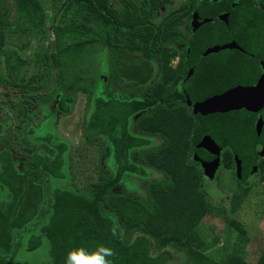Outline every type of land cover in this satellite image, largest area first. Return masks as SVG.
<instances>
[{
	"label": "trees",
	"instance_id": "trees-1",
	"mask_svg": "<svg viewBox=\"0 0 264 264\" xmlns=\"http://www.w3.org/2000/svg\"><path fill=\"white\" fill-rule=\"evenodd\" d=\"M59 1L63 10L58 16L57 0H0V89L7 91L12 113L0 118V264H29L17 260V253H36L42 246L47 264H65L70 251L83 247L91 252L98 245L116 251L110 258L114 264H175L178 253L182 264H264V244L248 261L246 230L228 218L249 196V186L239 183L227 208L213 204L200 163L193 160L194 153L206 152L200 141L207 134L224 148V169L235 168L234 155L240 161V182L247 181L255 165L264 178L252 114L206 116L192 107L210 91L198 79H188V67L204 63L205 50L235 39L229 34L236 28L229 23L216 34L204 21L199 41H185L194 0L174 10L168 8L175 0ZM260 24L256 17L254 25L237 27L257 37L263 32L257 30ZM14 34L37 39L30 54L41 72L36 87L28 88L31 80L19 74L25 60L18 56L14 63L5 54ZM246 38L243 43L237 39L239 46L234 43L232 49H248L251 37ZM93 53L96 74L88 63ZM176 57L180 61L173 66ZM236 73L245 79L239 69ZM50 84L56 88L40 100L52 101L60 115L71 114L78 93L92 99L81 134L97 153L86 162L93 164L94 176L82 186L71 146L42 122L30 123L34 93L15 104L9 93H37ZM124 177L137 180L145 192H131ZM216 215L235 231L234 241L225 238L219 245L218 236L207 240L200 233L204 218ZM213 247L217 258L208 254Z\"/></svg>",
	"mask_w": 264,
	"mask_h": 264
},
{
	"label": "rangeland",
	"instance_id": "rangeland-1",
	"mask_svg": "<svg viewBox=\"0 0 264 264\" xmlns=\"http://www.w3.org/2000/svg\"><path fill=\"white\" fill-rule=\"evenodd\" d=\"M183 2L184 0H175L168 9L174 10L178 8ZM56 4L57 6L55 7V11L59 16V14H62L63 10L61 7V1L57 0ZM10 17L12 18V15ZM44 43V41L41 42L42 45H44ZM37 44V39L34 37L26 41L22 39L19 34H14L9 37L8 47L5 51L6 56H10L12 58L11 61L14 63H18V56L25 60L24 65L19 71V74L24 78V81L31 80L29 82L31 83V86L28 88L36 87L38 85L36 83V79L41 76V72H39L38 68L33 62H31L30 56ZM21 46L23 47V50L19 52L16 51L17 49L21 48ZM97 57V53H93L88 62L94 72L96 71ZM3 60L4 57H0V66H2V68L4 65L2 63ZM175 63L176 60L173 61L172 65H175ZM1 72L4 73L5 70L2 69ZM53 88H56V86L54 87L52 84H50L49 87L47 86V89L38 91L37 93L34 90L29 91L26 89L19 91L12 90L9 93L14 104L30 97L34 93L36 100V110L30 116V123L34 126H38V124L42 122L48 130H51L55 134L56 138L64 139L71 146V149L74 153L73 162L80 163V169L77 171L79 174L76 175V179L78 181L77 184L82 186L89 177L94 176L93 164H88L86 162L90 159L94 160L95 158L91 157L97 153V148L89 149L87 147L81 134V130L84 126L87 115L91 110L92 99L89 96L78 93L75 97L71 114L63 116L55 110L52 101L40 100V98L46 93L51 92ZM5 92L7 91L0 89V118L12 115L7 106L9 101L6 99V97H4ZM16 124L17 121L14 119L13 125L16 126ZM255 173V176L250 178L249 183L247 184V186L250 188L249 196L240 206L238 211L228 216V218H233L238 221L246 230L247 237L250 240L246 248V258L250 262H253L255 259V249L264 244V178L261 179L259 172L257 173V170H255ZM154 178L160 179L161 175L155 173ZM204 178V187L209 201L213 204H219L227 208L229 206L230 197L236 186L239 184V176L236 165L235 168L224 169L222 164L219 162L213 180L206 178V176H204ZM123 184L131 192H145L144 188L143 190L140 188V184L137 182V180L131 177H124ZM67 185L68 183L66 186ZM200 229L201 234L205 232L203 235L207 240H210L213 236H218L221 239L218 242L219 245L222 244L225 238H228L230 242L234 241L236 238L235 231L229 227L223 217L219 215L208 216L204 218L198 227V230ZM208 254L217 258L216 247L211 248L208 251ZM183 258L184 257L182 253L176 254L175 264H182L184 262ZM16 259L19 261L29 262V264H47L48 261L46 246H42V248L36 253L19 252L16 255Z\"/></svg>",
	"mask_w": 264,
	"mask_h": 264
},
{
	"label": "flooded vegetation",
	"instance_id": "flooded-vegetation-1",
	"mask_svg": "<svg viewBox=\"0 0 264 264\" xmlns=\"http://www.w3.org/2000/svg\"><path fill=\"white\" fill-rule=\"evenodd\" d=\"M194 6L195 9L192 11L190 17L186 18V25L184 28L185 41H199L200 37H202V30L205 29L202 27L203 25L201 26L200 24L204 21H207V23L204 24L210 25V29L213 30L216 34L220 33L222 30L225 31L226 27L229 26V23H231L234 28H236V32L234 34H229L230 37H235V39L231 38L228 42H224L223 44H219L217 46H221L231 42L237 44V39L242 43L247 42L246 37L248 35H250L251 37L250 43L247 45L249 47L248 49H221L215 53L209 54H205V50L204 52H202V56L205 57L204 63L200 65L193 64L192 67H188V79H198L202 84H204L205 87L209 88L208 90L210 91V94L208 96H205L198 102L204 101L205 99H208L212 96L221 95L222 93L236 87L253 88L256 87L261 80H263L264 83V0H194ZM196 9H206L208 11L206 12L207 16H203L205 14L199 15L198 12L195 11ZM195 13H197L196 20ZM256 17L259 18L261 23L259 26L257 25V30L261 29L263 31L262 33L258 34L257 37L255 36L256 33L246 34L247 32H242L240 29L238 30L237 26L239 25H254L256 23ZM174 60H176L175 65L180 61L179 57H176ZM227 63L228 65H226ZM223 68L225 69L223 70ZM238 69L242 73V76L245 78L243 81H240L241 77L236 73ZM198 71H201L202 74L196 75V72ZM263 106L257 113L249 112L245 109L230 111V113L235 112L234 114L240 113L241 115V112L245 114L250 113L252 114L251 116L255 117L253 129L256 136L259 138L258 140H260V143H258V145L255 147V152L260 160H264V155H259V152L264 149ZM228 113L229 112L214 113L208 114L206 116H220L221 114ZM258 119H261L262 124L260 132L257 134L256 123ZM205 136H209L211 140L214 141V144L205 146L206 152L203 153V155L212 154L216 147H218L220 149L219 158L221 163V156L224 148H222L221 143L218 144L216 140L213 139L210 135L206 134ZM233 158L235 161H237L235 159L237 158L235 155L233 156ZM255 170H257V173L259 172L258 165L251 166V170L249 172L250 176L248 177L247 181L240 182V176L238 183L247 185L249 183V179L255 176ZM237 186L235 189H237Z\"/></svg>",
	"mask_w": 264,
	"mask_h": 264
},
{
	"label": "water",
	"instance_id": "water-1",
	"mask_svg": "<svg viewBox=\"0 0 264 264\" xmlns=\"http://www.w3.org/2000/svg\"><path fill=\"white\" fill-rule=\"evenodd\" d=\"M216 1V0H213ZM226 21V20H224ZM196 28V27H195ZM237 46L234 43H229L221 46H215L208 49L205 54L211 52H217L221 49H232ZM264 77V74H263ZM187 104L191 105V102L187 100ZM264 105V83L263 80L258 83L256 87L253 88H243L236 87L230 89L221 95L212 96L205 99L202 102L193 104L194 113H199L201 115L213 114V113H227L233 110L245 109L249 112L257 113L259 109ZM262 121L258 119L256 123V132H260ZM200 144L203 146H210L214 144L209 136H204ZM220 149L216 147L214 152L210 155H199L194 153L193 160L199 162L203 170L204 176L208 179H213L216 169L219 165ZM259 155H264V149L259 152ZM237 165V173L240 177V161L235 158ZM6 264H18V263H6Z\"/></svg>",
	"mask_w": 264,
	"mask_h": 264
},
{
	"label": "clouds",
	"instance_id": "clouds-1",
	"mask_svg": "<svg viewBox=\"0 0 264 264\" xmlns=\"http://www.w3.org/2000/svg\"><path fill=\"white\" fill-rule=\"evenodd\" d=\"M112 236L118 237L115 230L111 232ZM116 256V251L104 245H98L94 251L88 252L83 247L76 248L68 253L65 264H114L110 259Z\"/></svg>",
	"mask_w": 264,
	"mask_h": 264
}]
</instances>
